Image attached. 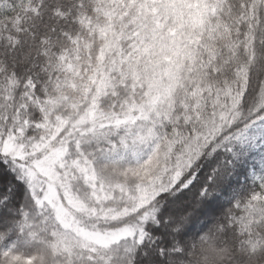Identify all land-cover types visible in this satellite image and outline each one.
Masks as SVG:
<instances>
[{"label": "snow or ice", "instance_id": "obj_1", "mask_svg": "<svg viewBox=\"0 0 264 264\" xmlns=\"http://www.w3.org/2000/svg\"><path fill=\"white\" fill-rule=\"evenodd\" d=\"M0 264H264V0H0Z\"/></svg>", "mask_w": 264, "mask_h": 264}]
</instances>
